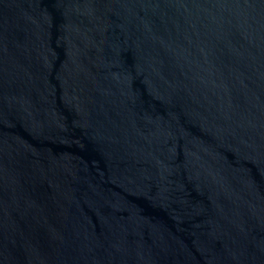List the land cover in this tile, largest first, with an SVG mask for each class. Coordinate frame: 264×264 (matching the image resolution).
<instances>
[{
    "label": "water",
    "instance_id": "95a60500",
    "mask_svg": "<svg viewBox=\"0 0 264 264\" xmlns=\"http://www.w3.org/2000/svg\"><path fill=\"white\" fill-rule=\"evenodd\" d=\"M0 264H264V0H0Z\"/></svg>",
    "mask_w": 264,
    "mask_h": 264
}]
</instances>
